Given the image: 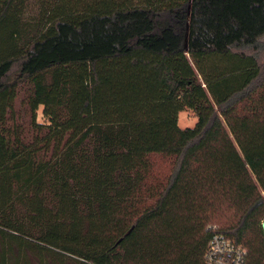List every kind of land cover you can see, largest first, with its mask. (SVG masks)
Listing matches in <instances>:
<instances>
[{
  "label": "trees",
  "instance_id": "trees-1",
  "mask_svg": "<svg viewBox=\"0 0 264 264\" xmlns=\"http://www.w3.org/2000/svg\"><path fill=\"white\" fill-rule=\"evenodd\" d=\"M262 36L264 0H0V264H264Z\"/></svg>",
  "mask_w": 264,
  "mask_h": 264
},
{
  "label": "built area",
  "instance_id": "built-area-1",
  "mask_svg": "<svg viewBox=\"0 0 264 264\" xmlns=\"http://www.w3.org/2000/svg\"><path fill=\"white\" fill-rule=\"evenodd\" d=\"M246 249L233 239L215 233L206 255L209 264H245Z\"/></svg>",
  "mask_w": 264,
  "mask_h": 264
},
{
  "label": "rangeland",
  "instance_id": "rangeland-1",
  "mask_svg": "<svg viewBox=\"0 0 264 264\" xmlns=\"http://www.w3.org/2000/svg\"><path fill=\"white\" fill-rule=\"evenodd\" d=\"M257 53L259 56V60L262 63H264V36H262V38H261V46L259 47ZM17 108H19V109L21 108L19 101L17 102ZM26 119H27V117H26ZM196 121H197V117L195 116V114L191 110L186 109L180 113L179 123L182 127L194 126ZM159 167H160L159 169L162 171L168 170V165H166L165 162L164 163H162V161L159 162Z\"/></svg>",
  "mask_w": 264,
  "mask_h": 264
},
{
  "label": "water",
  "instance_id": "water-1",
  "mask_svg": "<svg viewBox=\"0 0 264 264\" xmlns=\"http://www.w3.org/2000/svg\"><path fill=\"white\" fill-rule=\"evenodd\" d=\"M262 228H263V232H264V220L262 221Z\"/></svg>",
  "mask_w": 264,
  "mask_h": 264
}]
</instances>
